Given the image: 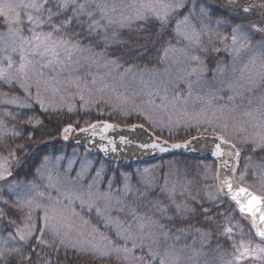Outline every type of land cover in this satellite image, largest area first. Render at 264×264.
Segmentation results:
<instances>
[{"label": "snow or ice", "instance_id": "snow-or-ice-1", "mask_svg": "<svg viewBox=\"0 0 264 264\" xmlns=\"http://www.w3.org/2000/svg\"><path fill=\"white\" fill-rule=\"evenodd\" d=\"M226 2L239 9L240 22L221 13L213 0H0V84L8 85L10 92L19 86V94L0 95V104L11 106L4 110V117L21 120L35 130L43 121L25 110L38 106L41 112L57 116L76 111L64 96L57 99L58 88L53 87L51 96L45 94L49 84L45 70L56 84L61 73L71 76L81 66L91 65L109 69L108 76L115 73L123 78L138 67L137 61L155 53L158 63L182 65L180 79L186 84L187 98L207 89L208 99L201 111L184 109L167 124L169 136L174 127L199 135L169 144L153 132L150 142L137 147L160 154L175 149L195 152L193 142L211 133V155L218 164L215 170L204 167L205 181L213 183L206 185L202 195H193L188 185L178 191L168 178L160 180L157 188L148 168L121 171L111 166L115 161L97 166L87 158L73 172L72 161L61 170L58 158L45 156L33 165L31 178L20 181L13 174L16 166L26 163L21 160L25 144L9 146L5 137L15 141L26 135L28 143L37 141L32 131L25 133L15 124L9 127L0 118V145L7 151L0 154V181L6 182L0 186V221L6 219L5 230L0 231V264H74L73 256H87L101 264H111L113 259L117 264H182L184 249L178 247L182 238L195 232L209 243L213 230L233 249L232 258L222 257L221 264L248 260L264 264V107L240 108L247 97L264 89V0ZM221 51L227 53L223 61L213 55ZM69 83L79 90L85 111L93 105H109L124 116L136 112L149 127L163 131L164 122L145 108L126 110L127 96L120 107L105 99L107 85L93 90L81 87L79 79ZM225 90L230 93L227 114L224 105L211 108L213 100L223 99L216 92ZM187 98L174 94L173 107L187 103ZM161 101L167 110L168 96ZM247 102L251 104L250 99ZM117 127L97 122L79 131L91 137L99 132L100 140H106L99 151L108 157L120 149L103 133ZM137 128L147 132L143 123L132 124L129 130ZM75 131L71 124L63 127L62 139L67 141ZM120 144L132 141L121 136ZM250 174L259 181L260 190L249 182ZM77 202L81 209L95 210L104 228L114 229L113 235L98 228L84 231L77 224ZM113 207L124 215L113 217ZM241 220L247 222V232Z\"/></svg>", "mask_w": 264, "mask_h": 264}, {"label": "rangeland", "instance_id": "rangeland-1", "mask_svg": "<svg viewBox=\"0 0 264 264\" xmlns=\"http://www.w3.org/2000/svg\"><path fill=\"white\" fill-rule=\"evenodd\" d=\"M213 2L218 5L216 0H213ZM248 2H250V0H248ZM230 7L233 8L232 6ZM222 12L226 14L224 10ZM213 55H219L222 61L227 58V53L223 51ZM14 59H16V57H14ZM108 72L109 69L98 67L96 65H91L90 67L81 66L79 72H74L71 76H68V74L66 73H61L60 75H58L56 79L59 80L60 83L56 84L51 80V76L49 75L48 70H45V77L49 80V84L47 85L48 91L45 94L51 96L53 87L58 88L59 92L56 94L57 99L61 95L64 96L65 101L67 103L73 104L76 108V111L72 113L76 114L77 117H80L83 120H88L90 117H94L96 119H108L109 117H116L122 121H129L131 119L130 121L132 122L134 121L143 123L144 126L149 128L152 132H155L163 139H168L170 142H183V138L186 136L190 138V135L192 134L199 135L195 132V130H192V132L189 133L175 127L172 129V136L168 135L167 124L170 117L173 120L176 119L179 113L184 109H187V111L189 112H199L201 111V109L205 108V101L208 99L207 89L194 91L193 96L191 98H187L186 84L182 79H180V76L183 74L182 65L170 64L168 62H165L161 63L159 68L156 67L153 68V70L135 69L128 75L123 76V78L116 77L115 73H113L112 76H108ZM93 78L97 80V83L95 85L91 83V80ZM75 79H79L81 87H89L93 90L107 85V87L105 88V99H109L112 104H116L118 107L123 104V99L125 96H127L128 103L126 105H123L126 110H131L133 107L145 108L147 111H150L153 114L155 119L164 122L163 125H161L163 131H156L155 129L149 127V125L144 121V118L138 115V113L136 112H132L130 115L124 116L121 113L114 111L109 105H93L91 106L90 110L85 111L82 102L79 100V90L76 88L75 84L69 83V80ZM16 87L19 88L18 85H16ZM44 88L45 85L41 84L42 92L44 91ZM113 88H115V91L112 90ZM165 88L167 89L166 93L164 91ZM149 93H153V95L149 96ZM174 94L180 97L187 98V103L181 101L180 103H177L174 108L172 103V97ZM229 94L230 93H228L226 90L217 91V97H223V99L218 98L216 100H213L211 108L218 109L222 105H224L225 114H227V96ZM117 95L120 96L119 100L116 99ZM164 95L168 96L167 110H165L161 101V97H163ZM197 95H200L202 99L197 100ZM150 99L154 101V103L151 105L147 103V101ZM249 99L251 100V104L247 102ZM258 107H264V89H258L253 95L247 97L245 101L240 105V108L242 109ZM217 115H220V113H217ZM207 117L209 119L212 118L211 111L207 113ZM205 135L213 136V134L211 133H206ZM246 151L247 149H244V151H242L241 153V166H243L244 152ZM85 158H87L97 166L98 163H106L104 160L89 154L84 149H75V151L66 152L58 157L59 167L61 170H63L64 168H67L69 162L72 161V170L73 172H75L76 170H78L80 164L84 162ZM111 166L117 167V165ZM205 166H211L214 170L218 167L216 163L200 164L196 166V168L194 169L196 172L192 174L188 167H182L181 164L176 163V161H165L163 163H158L150 166H134L129 170V172L137 170L142 171L143 169L148 168L150 169V174H152L154 179L157 181V188H159L160 186V180L168 178L170 183L177 185L178 191L180 186L188 185V191L193 195H196L197 193L202 195L206 185H210L213 183L211 179L207 181H205L204 179L203 169ZM249 182L255 183L256 189L260 190L261 185L259 184V181L254 180L251 174ZM153 199H155V197ZM177 199L179 201L180 197L178 196ZM74 207L79 213V217H77V224H79L84 231L88 232L92 228H98L100 232L104 233L105 235H108L110 237L113 235L114 229L112 231L105 229L102 219L97 217L95 210L87 211L86 209H81L78 202L76 205H74ZM111 215L113 217L119 218L124 214L119 213L116 208L113 207L111 210ZM80 218H82L83 221H87L88 223L83 224ZM175 223L180 224L182 227L187 226L179 220H176ZM221 223H223L222 220ZM193 224L196 226H200V223L195 219H193ZM241 225L244 227L245 232H247V222L241 220ZM244 238L248 239L247 236H245ZM218 241L219 246H217ZM178 247H182L184 249L181 255L182 264H221L222 257L224 259H231L233 253V249L231 248L230 244L226 242L223 237H218L215 230H213L212 232V239L209 243L202 242L201 239L195 234V232H191L187 234L185 238H182ZM194 256L196 257L195 260L192 259ZM94 260L100 261L97 259ZM111 264H117L115 259L111 261ZM244 264H259V262L248 260L245 261Z\"/></svg>", "mask_w": 264, "mask_h": 264}, {"label": "trees", "instance_id": "trees-1", "mask_svg": "<svg viewBox=\"0 0 264 264\" xmlns=\"http://www.w3.org/2000/svg\"><path fill=\"white\" fill-rule=\"evenodd\" d=\"M218 3L219 10L222 12L223 10L227 15H230L233 20H236L237 22H240L242 20V17L237 15V12L239 11L238 8H231L225 0H216ZM252 2V0H250ZM223 13V12H222ZM138 67L136 69L140 70H153V68H159L161 63L157 62L156 54L153 53L150 55L147 60H140L137 61ZM19 94V88L14 87L13 90L9 91V86L6 84H0V95L2 94ZM11 110V107L8 105L0 104V118L4 119V122L9 126H13L15 124L16 127H19L24 130L25 133L28 131L33 132V139L36 140V143H28L26 135H22L19 139L13 141L11 138L5 137V141L9 146H14L17 143H24L25 144V153L26 155L21 157L22 161H25L26 163H22L21 165L16 166L14 170V177H16L20 181H25V178H31L32 175V168L33 165H36L37 162L42 159L43 157L47 156L49 159H52L53 157L58 158L61 155H63L66 152H72L75 151V148L71 145H68L66 141L62 139V129L63 127L68 126L69 124L73 125L74 127L80 129L82 127H88L89 125L97 122H107L112 123L118 126L122 127H129L132 124H140L141 122H132V121H122L116 117H109L108 119H96L90 117L88 120H83L80 117H77L74 113H67L66 111L62 113L60 116H57L52 113H43L39 110L38 106L34 107L31 110H25L30 111L31 113L38 116L43 121V126L41 128L33 130L30 125H25L21 120L11 121L7 117H4V110ZM23 113H21L22 115ZM157 135V134H156ZM54 137V138H53ZM0 154H7L6 149L0 145ZM17 155L19 156L20 153L17 152ZM102 160H104L107 164L111 163L106 161L102 156H96ZM165 161H176V163L181 164L183 167H188L190 169V172L194 174L196 171L194 170L197 165L200 164H213L212 162H204L199 161L194 158L185 156V155H172L169 157H164L158 161L155 162H147V163H133L131 165L125 166L121 164H111V165H117L119 166L121 171H128L134 167V166H150L155 165L158 163H163ZM191 166V168H190ZM6 184L4 181H0V186ZM8 209H5V212L8 213ZM13 218H15L14 214ZM5 224L6 219L4 221H0V231L5 230ZM71 261L74 262V264H101L100 261H96L94 259H90L88 257H71ZM114 263V262H112Z\"/></svg>", "mask_w": 264, "mask_h": 264}, {"label": "water", "instance_id": "water-1", "mask_svg": "<svg viewBox=\"0 0 264 264\" xmlns=\"http://www.w3.org/2000/svg\"><path fill=\"white\" fill-rule=\"evenodd\" d=\"M130 127H120L118 126L115 131H109L107 133H103L108 138L114 139L116 142L117 147L120 149L119 153L111 154L110 156L106 157L102 152L99 151L101 145L106 144L105 141L100 140V133L95 137H91L89 134L84 133L76 129L74 134L69 136L67 140L68 144L81 147L86 149L88 152L92 154L102 155L106 160L112 162L115 161L116 163H120L123 165H129L131 163L137 162H151L158 160L165 156H170L174 154H181L187 155L199 160H208V161H215V157L211 155L212 151V144L214 141V136L212 135H205L204 139L199 141H194V145L197 147V151L191 152L183 149H175L171 150L167 153H152L151 150L145 151L137 147L138 144L141 143H148L152 139V132L147 129V132L144 129L137 128L135 131H130ZM91 131V129H90ZM124 136L125 138L132 141L130 145H121L120 144V137ZM163 140V139H162ZM169 144H171L169 142Z\"/></svg>", "mask_w": 264, "mask_h": 264}]
</instances>
